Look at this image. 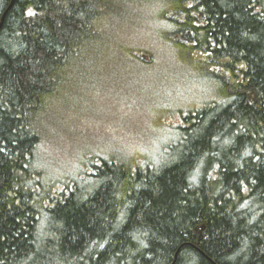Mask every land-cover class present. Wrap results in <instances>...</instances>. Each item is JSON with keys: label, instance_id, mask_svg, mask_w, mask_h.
<instances>
[{"label": "trees", "instance_id": "trees-1", "mask_svg": "<svg viewBox=\"0 0 264 264\" xmlns=\"http://www.w3.org/2000/svg\"><path fill=\"white\" fill-rule=\"evenodd\" d=\"M133 6L200 55L213 96L154 159L99 156L51 177L41 121ZM0 264H264V0H13L0 26Z\"/></svg>", "mask_w": 264, "mask_h": 264}, {"label": "rangeland", "instance_id": "rangeland-1", "mask_svg": "<svg viewBox=\"0 0 264 264\" xmlns=\"http://www.w3.org/2000/svg\"><path fill=\"white\" fill-rule=\"evenodd\" d=\"M133 7L122 21L110 18L111 36L69 72L41 121L40 162L52 168L51 177L81 163L88 172L99 156L154 159L168 143V130L213 96L199 76L200 55L164 43L159 28L137 22L152 8Z\"/></svg>", "mask_w": 264, "mask_h": 264}, {"label": "water", "instance_id": "water-1", "mask_svg": "<svg viewBox=\"0 0 264 264\" xmlns=\"http://www.w3.org/2000/svg\"><path fill=\"white\" fill-rule=\"evenodd\" d=\"M12 2H13V0H11V2H10V4H9V6H8V8L6 9V11L4 12V14L9 10V8L11 7V5H12ZM4 14H3V16H2V18H1V21H0V26H1V24H2V21H3V17H4Z\"/></svg>", "mask_w": 264, "mask_h": 264}, {"label": "snow or ice", "instance_id": "snow-or-ice-1", "mask_svg": "<svg viewBox=\"0 0 264 264\" xmlns=\"http://www.w3.org/2000/svg\"><path fill=\"white\" fill-rule=\"evenodd\" d=\"M31 14V13H30Z\"/></svg>", "mask_w": 264, "mask_h": 264}]
</instances>
